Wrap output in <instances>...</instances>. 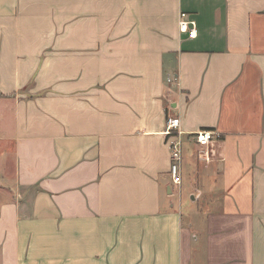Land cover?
Instances as JSON below:
<instances>
[{
  "label": "crops",
  "instance_id": "obj_1",
  "mask_svg": "<svg viewBox=\"0 0 264 264\" xmlns=\"http://www.w3.org/2000/svg\"><path fill=\"white\" fill-rule=\"evenodd\" d=\"M0 264H264V0H0Z\"/></svg>",
  "mask_w": 264,
  "mask_h": 264
},
{
  "label": "built area",
  "instance_id": "obj_2",
  "mask_svg": "<svg viewBox=\"0 0 264 264\" xmlns=\"http://www.w3.org/2000/svg\"><path fill=\"white\" fill-rule=\"evenodd\" d=\"M189 22L187 20H182L180 22L181 29L187 30L189 28ZM193 22V27L190 29L191 35L195 34V21ZM180 115H168L166 119V142L170 148V173L173 176L175 183L180 184L182 182L181 166L184 157V129L181 126ZM195 140L199 146V156L203 157L206 161H210L212 158L210 149L207 148L211 143L221 137V133L210 127H202L195 133Z\"/></svg>",
  "mask_w": 264,
  "mask_h": 264
},
{
  "label": "rangeland",
  "instance_id": "obj_3",
  "mask_svg": "<svg viewBox=\"0 0 264 264\" xmlns=\"http://www.w3.org/2000/svg\"><path fill=\"white\" fill-rule=\"evenodd\" d=\"M175 184L177 185V183H175ZM189 187H190V184H189L188 179L186 178L185 181H184V203H185L186 207H188L187 206L188 203L192 202V196L189 193L190 192L189 191ZM184 219H185V223H188V222H190L193 219V217L190 216V215H186L184 217Z\"/></svg>",
  "mask_w": 264,
  "mask_h": 264
}]
</instances>
